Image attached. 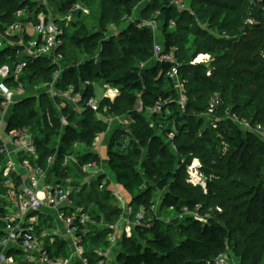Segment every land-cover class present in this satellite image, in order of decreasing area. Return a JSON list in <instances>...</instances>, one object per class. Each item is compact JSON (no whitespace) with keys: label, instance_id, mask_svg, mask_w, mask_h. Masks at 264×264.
<instances>
[{"label":"trees","instance_id":"obj_1","mask_svg":"<svg viewBox=\"0 0 264 264\" xmlns=\"http://www.w3.org/2000/svg\"><path fill=\"white\" fill-rule=\"evenodd\" d=\"M75 2L87 6L89 12H75L64 28L62 78L56 82V88L66 89L72 85L78 90L88 80L91 84L100 83L118 89L119 95L113 102L105 98L101 101V109L107 107L108 115L130 116L131 136L127 147L121 150L118 147L122 145L123 129H113L107 137L104 165L118 187L130 197L128 202L134 209L140 205L146 208L153 205L160 216L153 218L147 228H134L140 240L122 238L115 254V264H215L220 254L229 257L232 243L247 250L240 257L234 256L239 260L238 264H261L264 253V140L243 130L226 115L228 111L230 115L249 120L252 125H264V13L261 3L192 0V15L171 6L170 0H161L159 4L156 0H149L141 12L134 11L140 0H49L50 6L58 12H65ZM22 8L37 13L43 10L30 0H0V28L2 22H13L15 13ZM152 8L157 9L162 22L165 51L173 48L181 64L178 71L186 97L183 109L176 102L178 94L173 81L165 75L167 64L152 62L150 29L135 26V22L143 19ZM132 16L133 21L130 20ZM247 19L254 23L247 22ZM170 21L175 22L173 32L168 31ZM101 25L104 26L101 32L96 31ZM112 25L118 31L117 36L107 34L112 33L107 28ZM89 27L93 34H79ZM145 33L150 37L148 50L146 46L136 48L138 52H148L142 61L143 67L123 70L115 63L114 57L103 58L112 54L114 39L118 36L132 42ZM222 33L226 36H221ZM98 37L100 40L95 45L99 43L101 54L94 66L95 60L89 58L93 44L89 42ZM192 48L194 51L189 54ZM12 52L13 48L0 50V65H12L13 59L8 57L13 56ZM199 54H209L213 60L208 65L191 64ZM53 69L46 60H35L28 64L20 81L27 91L32 90L51 80ZM215 92L219 93L222 103L215 112L220 119L213 128L204 113ZM93 93L90 85L83 96ZM137 98L144 107L148 106V98L151 99L148 100L150 106L159 99L170 98L172 101L167 108L171 113L166 116L163 110L146 120L144 115L132 109ZM121 104L126 110H121ZM61 114L67 118L65 126H61L52 101L42 93L39 100L28 97L15 108L8 128L29 129L35 140L39 163L44 166L46 158L57 150L52 173L67 176L66 172L70 173L72 169L80 172L83 159L98 158L85 152L77 167L62 168L63 155L72 151L75 142L90 148L94 138L105 131L107 125L87 109L77 114L66 105ZM151 122L160 127L159 134L152 133ZM170 131H174L171 143L175 150L166 140ZM143 134H148L147 138ZM140 146H147V150L142 152ZM193 157L199 159L200 170L207 178L205 189L186 181L185 167ZM95 182L98 181L90 183ZM83 189L84 193L73 197L79 205L86 206L95 220L98 221L101 214L103 222L118 220L121 210L107 189L93 195L92 202L99 209L97 212L89 208L90 199L85 198L91 192ZM196 204L201 205L199 213L206 215L205 222L192 217L174 218L173 215L168 222L163 219L171 211L178 213L183 206L193 209ZM4 213L0 201V237L5 233ZM107 231L104 226L93 225L84 235L85 256L89 264L96 260L94 250L107 246ZM55 248V255L67 256L65 241H58ZM11 252L22 258L21 252Z\"/></svg>","mask_w":264,"mask_h":264},{"label":"built area","instance_id":"obj_2","mask_svg":"<svg viewBox=\"0 0 264 264\" xmlns=\"http://www.w3.org/2000/svg\"><path fill=\"white\" fill-rule=\"evenodd\" d=\"M40 5L43 10L40 12H29L22 8L15 13L16 19L6 24L2 22L0 28V50L13 48L12 65L3 63L0 65V201L5 208L2 221L4 222V235L0 237V264H89L85 256L83 244L84 235L93 226L106 227L107 246L94 250L95 262L91 264H115L109 258L111 251L118 250L119 239L131 237L134 228H147V211L143 207L134 209L119 191L118 185L112 174L100 161L99 149L105 140L106 135L112 133L115 127L123 129L122 143H129L132 120H126L124 116L108 115L107 107H102L101 101L105 98L114 101L119 94L117 88L103 85V97L97 98L95 94L83 96L87 86L91 84L86 80L78 87L72 85L66 89H57L56 82L62 78L61 61L63 59L62 48L64 45L65 27L68 25L72 15L80 11L88 14L89 8L81 2L73 3L65 12L55 11L49 4V0H30ZM260 2L264 13V2L262 0H249V2ZM170 5L180 11L188 10V0H170ZM133 18H130L132 20ZM247 22L254 23L247 19ZM139 28L147 27L154 30L157 21L154 19L138 20ZM175 26L170 21L168 27ZM114 28V27H113ZM221 36H226L222 33ZM174 49L165 51L161 41L153 42V63L167 64L165 75L173 81L178 94L177 103L184 108L186 97L183 90V82L180 80V62L176 59ZM264 53V52H263ZM203 55L202 60L198 57ZM46 60L53 66L51 80L43 82L32 90L26 89L20 81L25 73L28 64L35 60ZM209 54H199L190 63L208 65L212 61ZM209 75V72H207ZM9 82V83H8ZM49 98L54 111L59 113L61 126L67 125V118L61 114L62 108L66 105L71 107L75 113L80 114L87 109L95 114L97 120L107 125L106 130L99 133L93 140V148L86 149L81 142H75L71 152L63 155L61 167H74L80 164L85 152L94 154L98 159L89 158L82 160L79 170L84 176L73 179L68 176H61L57 172L52 173V168L57 160V150L50 154L45 160V166L39 163V154L34 137L27 127H9L13 120L15 108L28 97L39 100L41 94ZM172 99L165 98L157 100L153 107V114H161L164 110L166 116L170 111L167 104ZM222 99L219 93L215 92L210 97L204 115L215 128L219 117L215 115L221 105ZM39 110V107H36ZM227 117L237 123L243 130L249 131L264 140V125L261 123L251 124L249 120L239 118L235 114ZM46 118L50 124V116L46 112ZM5 125L6 136L1 134V128ZM174 138V131L166 134V140L172 150L175 146L171 143ZM127 146H119L124 150ZM77 167V166H76ZM201 163L198 158L193 157L185 167L186 181L194 186L205 189L206 180L204 173L200 170ZM92 181L97 182V191L103 192L106 189L117 202L121 210L119 218L114 223L103 222V214L99 220L87 210L85 205H79L74 195L83 192V188H89ZM75 182V183H74ZM89 184V185H88ZM84 193V192H83ZM201 205L196 204L193 209L183 206L174 218L192 217L201 221L196 216ZM156 208L151 205V209ZM203 222V221H202ZM205 222V221H204ZM67 237L69 239L67 240ZM58 241H65L67 245V256L55 255V246ZM13 252H21L22 258ZM11 252V253H10ZM226 254H220L215 264H230ZM19 258V259H18Z\"/></svg>","mask_w":264,"mask_h":264},{"label":"rangeland","instance_id":"obj_3","mask_svg":"<svg viewBox=\"0 0 264 264\" xmlns=\"http://www.w3.org/2000/svg\"><path fill=\"white\" fill-rule=\"evenodd\" d=\"M157 1V4H159V1L161 0H156ZM149 2V0H140V2H136L137 4L134 6V11L136 12H141V10H143L146 6V4ZM191 2L192 0H188V6H187V9L188 10H185L187 12H190L192 15H193V10H192V7H191ZM146 11V10H145ZM159 13L157 11V9L155 8H152L150 10L147 11L146 15L144 16L143 20H149V19H154L157 21V27L152 30L150 29V32L152 33V36H153V42L154 41H161L163 44H164V30H163V26H162V22L161 20H159ZM130 18H134L133 16L130 17ZM135 19V18H134ZM133 21V19H132ZM136 23V28H139L137 26V23H138V20L135 22ZM202 25V24H201ZM204 26H206L205 24H203ZM103 25L101 26H97L96 27V31H99L101 32V30L103 29ZM107 27V26H106ZM114 26H108L107 28H109V31H111L112 33H107L108 35H115L117 36L118 35V31L115 30V27L113 28ZM106 28V29H107ZM144 28H147V27H144ZM175 26L172 27V28H168L169 32H173L175 30ZM149 29V28H148ZM88 32V34H93V31H92V28L89 27L87 29H84L83 31H80L79 34L82 35L84 33ZM137 32V30H136ZM122 37H117L115 40V48L112 52V54H109V55H104L103 58H112L114 57L115 59V63L121 67V69L123 70H126L128 68H131V70H135L137 68V66L139 67H143L144 66V63L142 62L143 60H145L147 58V55H148V52L147 51H137L136 48L138 46H146L147 50H148V44H149V41H150V37L148 34H144V36H141L139 38H135L132 42L130 41H125L123 39H121ZM100 39L99 37L98 38H93L90 40V44H93L92 47H90V56L89 58L91 59H94L95 62L93 63L94 66L96 65L97 63V60H100L99 59V56L101 54L100 50V46H99V43L97 45H95L96 42H98ZM96 46V47H95ZM194 51V48H192V50L189 51V54H191L192 52ZM203 55H200L198 57V60L200 57H202ZM204 57V56H203ZM88 58V59H89ZM98 58V59H97ZM202 58H200L201 60ZM154 61L153 59V54H152V62ZM93 67V66H92ZM163 85V84H161ZM164 86V85H163ZM93 90H94V94L97 98H101L103 97V92H104V87L103 85H101L100 83H96L94 84V87H93ZM123 94H124V91H122ZM138 94V93H137ZM119 95V94H118ZM139 96V94L137 95ZM147 100V99H146ZM148 100H151L148 98ZM147 100V105L146 107H144L142 104L143 102L137 98V100L135 101L134 105H133V110L137 113V114H141V115H144L145 119L146 120H151L152 116L154 115L152 113V110H153V107L155 106L156 102H154L153 105H149L150 103L148 102ZM183 109V108H181ZM121 110L124 111L126 110V107L123 106L121 104ZM171 113V112H170ZM170 115V114H169ZM126 118V120H129L131 119L130 116H126V115H122ZM132 120V119H131ZM153 127H152V133L153 134H159L160 133V127L156 126L155 123L151 122ZM146 125V124H145ZM1 134L5 137L6 136V131H5V125L1 128ZM147 135L148 134H143V136L145 138H147ZM151 135V134H150ZM108 137V134L106 135L105 137V140L103 141V144L101 145L100 149H99V155H100V161L101 162H106L107 161V139ZM144 142V141H143ZM93 143V142H92ZM122 145L127 146V143H122ZM139 146V145H138ZM91 147L93 148V145H91ZM142 152L143 150L146 151L147 150V146H140ZM153 153H155V150H153ZM105 164V163H104ZM70 177H72L73 179H77V178H80L81 176H84V174L80 173L79 171L75 170V169H72L69 173ZM90 183V182H89ZM89 185V184H88ZM97 187V182L95 183H92L91 184V187H89V189L87 188L88 192H91L90 195L86 196L85 198H87L88 200L90 199V202L88 203L89 205V208L90 209H94L96 212L99 211L98 209V206L95 205L92 201H93V195H95V193H97L98 191H95ZM86 190V191H87ZM97 190V189H96ZM119 191L121 192V194L124 196V198L129 201L130 200V197L126 194L125 191H123L122 189L119 188ZM87 192V193H88ZM163 196V193L161 194ZM139 207H144L147 211V214H146V224H151L153 218H158L160 217L159 214H158V209L157 208H153L151 209V205L148 206L147 208L143 205H140ZM174 212L171 211V213H169L165 218L163 217L164 220H166L167 222L169 221V217H171L172 215L174 216ZM95 216V214H94ZM197 217H199L201 219L200 222L202 221H205V218H206V215L205 214H201V213H197L196 214ZM198 221V220H197ZM136 229H139V228H136ZM137 232L135 229L132 230V235L131 237L129 238H134L135 240H140V237L137 235ZM127 238V237H126ZM69 239V237H67V240ZM122 241L123 239L120 238L119 239V245H118V249L120 248V245L122 244ZM237 244V243H236ZM235 243H232L231 245V248H229V258H228V262L230 264H238V259H236L234 256H241L243 253H245L247 250H244V247L240 244H237L236 245ZM227 256V255H226ZM263 257V261L261 264H264V253L263 255H261ZM231 257V258H230ZM109 258L111 260H115V253L114 251H111L110 254H109ZM232 259V260H231Z\"/></svg>","mask_w":264,"mask_h":264}]
</instances>
